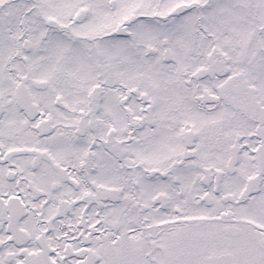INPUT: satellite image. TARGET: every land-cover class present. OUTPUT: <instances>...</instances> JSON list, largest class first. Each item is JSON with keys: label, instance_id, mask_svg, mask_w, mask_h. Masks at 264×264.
Here are the masks:
<instances>
[{"label": "snow or ice", "instance_id": "snow-or-ice-1", "mask_svg": "<svg viewBox=\"0 0 264 264\" xmlns=\"http://www.w3.org/2000/svg\"><path fill=\"white\" fill-rule=\"evenodd\" d=\"M0 264H264V0H0Z\"/></svg>", "mask_w": 264, "mask_h": 264}]
</instances>
